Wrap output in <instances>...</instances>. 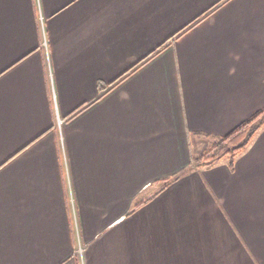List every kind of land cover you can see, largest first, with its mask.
<instances>
[{
	"label": "crops",
	"instance_id": "crops-1",
	"mask_svg": "<svg viewBox=\"0 0 264 264\" xmlns=\"http://www.w3.org/2000/svg\"><path fill=\"white\" fill-rule=\"evenodd\" d=\"M261 109L264 0H0V264H264Z\"/></svg>",
	"mask_w": 264,
	"mask_h": 264
},
{
	"label": "trees",
	"instance_id": "trees-1",
	"mask_svg": "<svg viewBox=\"0 0 264 264\" xmlns=\"http://www.w3.org/2000/svg\"><path fill=\"white\" fill-rule=\"evenodd\" d=\"M263 126L264 109H261L240 122L227 134L218 137L200 154L194 155L189 167L192 169L209 168L225 158L229 159L233 166L236 157L246 150Z\"/></svg>",
	"mask_w": 264,
	"mask_h": 264
},
{
	"label": "built area",
	"instance_id": "built-area-1",
	"mask_svg": "<svg viewBox=\"0 0 264 264\" xmlns=\"http://www.w3.org/2000/svg\"><path fill=\"white\" fill-rule=\"evenodd\" d=\"M42 46L48 51V41H47L46 37H44V40L42 42ZM61 122H62V120L59 119V125L61 124ZM84 249H85L84 246L80 244L78 246L77 251L81 254L84 252Z\"/></svg>",
	"mask_w": 264,
	"mask_h": 264
}]
</instances>
